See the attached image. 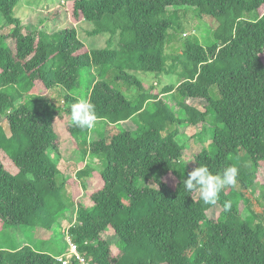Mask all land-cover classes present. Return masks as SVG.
I'll return each instance as SVG.
<instances>
[{"label": "trees", "instance_id": "1", "mask_svg": "<svg viewBox=\"0 0 264 264\" xmlns=\"http://www.w3.org/2000/svg\"><path fill=\"white\" fill-rule=\"evenodd\" d=\"M20 1L0 0L6 21L15 25L0 34V117L10 130L0 125L2 222L51 230L74 204L64 185L80 184L73 177L57 181L62 172L52 154L60 155L61 137L50 116L56 105L43 104L42 94H30V102L41 105L18 100L26 92L62 89L70 114L80 100L70 91L80 85L83 68L105 73L112 67L110 80L136 86L139 94L129 98L107 80H97L87 99L105 125L102 137L89 141L93 128L67 125L82 152L103 163L100 171L80 172L93 204L77 203L76 221L68 229L79 250L90 264H264V197L253 198L252 189L264 166V0H74V21L92 23L91 36L109 35L105 47L94 49L73 23L54 33L24 31L14 16ZM180 6L196 7L218 26L211 45L189 38L171 57L169 30L174 25L181 30L182 24L170 8ZM9 38L13 43L4 46ZM133 72L176 74L180 81L159 92ZM170 91L180 113L163 97ZM126 122L134 128L118 127ZM186 124L200 127L199 135L212 134V150L204 144L191 167L182 159L186 145L179 139ZM199 164L214 174L229 165L239 170L238 183L225 187L215 205L183 186ZM170 175L177 179L174 185L166 180ZM218 206L219 215L210 217ZM103 234L117 236L116 253ZM58 256L31 245L0 248V264H62Z\"/></svg>", "mask_w": 264, "mask_h": 264}, {"label": "rangeland", "instance_id": "2", "mask_svg": "<svg viewBox=\"0 0 264 264\" xmlns=\"http://www.w3.org/2000/svg\"><path fill=\"white\" fill-rule=\"evenodd\" d=\"M73 1L74 0H21L14 8V16L23 24V27L25 28L24 31L29 28L31 30H46L47 32L54 33L69 27L70 23H73L78 30L80 39L88 46V48L94 49L105 47L107 39L109 38L108 34L103 33L91 36L88 32L93 28L92 23L85 20L79 22L74 21L72 16ZM170 11H178L180 22L182 24L181 30L175 28L177 25H174V27L169 30L166 51L171 57L180 53L186 39L190 38L191 40H198L205 45H211L215 41V30L218 26L216 19L207 15L200 16L199 9L191 6L171 7ZM250 16L255 17L254 14ZM14 27L15 25L9 24L3 13L0 11V34H9L13 31ZM10 43H13V40L9 38L3 42V45L10 46ZM262 58L264 59V55ZM172 61V58H170L169 63ZM178 67L180 70L182 69L180 64ZM110 69L112 71L109 70L103 73L99 67H84L81 72L82 77L80 85L70 91V94L78 97L80 100L87 99L94 83L97 80L103 79L122 90L127 97L135 98L139 94L138 88L136 86H128L123 81H112L114 80L115 72L112 67ZM133 73L143 82L154 85L159 92H161L166 86H177L180 81L176 74L163 75L161 78H158L151 72ZM110 77H112V80H110ZM30 94L35 96L42 94V96L44 95L43 99H41L43 104H47L48 102L56 105V111L51 112L50 116L56 124V128L61 137L60 155L57 156L55 153L52 154L53 161L62 172L57 178L58 183L64 181L66 178L68 179V177H73L74 181L76 180L80 182V184L70 185L67 183L64 185L63 192L71 198L70 200L74 202V204L71 209L60 214L57 222L51 230L39 226H8L0 219V248L19 249L25 245H31L36 250L48 252L51 255L57 256L60 255L61 252H63L62 254L69 252L67 251V238L69 236L68 229L76 221L77 203L81 202L88 207L93 204L90 196L84 189L83 183H86L87 177L81 175L80 172L85 168H96L100 171L103 163L91 154H84L69 135L67 125L72 121L70 114L65 112L67 106V104L63 102L66 95L65 91L57 88L50 90L45 94L38 91H30L26 92L24 97L18 101H26L32 105H34V103L35 105H39L40 103L37 104V101L30 102L33 98ZM163 97L168 100V104L173 109L180 113L178 105L175 102L176 98L174 97L173 91L166 93ZM177 98H179L178 95ZM191 103L197 106H203V103H201L200 100H192ZM0 125H2L9 134V125L5 117H0ZM118 127L120 129L124 127L132 129L134 128V124L126 122L124 125L122 124ZM200 129V127L191 126L189 124L180 127L179 139L186 145L185 154L182 159L184 163L190 167L194 164V156L202 149L204 144L209 150H212V147L209 146L212 142L211 132L209 134L210 136L203 134L199 135L201 132ZM104 130L105 125L98 122L89 135V141L100 139L102 137L100 133ZM166 180L172 185L177 181L176 177L171 175L168 176ZM142 183V181L139 182L140 185ZM149 184L154 185L152 181H150ZM143 185H145V183H143L142 186ZM252 189L254 194L253 198L258 197L262 199L264 197V166L260 168L256 185ZM196 196H199L198 192ZM240 205L242 206V203H240ZM261 210L264 211L263 205ZM220 211L221 207H215L209 211V215L212 218H216ZM243 215H245V212H243ZM103 237L110 240L113 250L116 253L117 249L115 248V245L117 242V236L113 234H103Z\"/></svg>", "mask_w": 264, "mask_h": 264}, {"label": "clouds", "instance_id": "3", "mask_svg": "<svg viewBox=\"0 0 264 264\" xmlns=\"http://www.w3.org/2000/svg\"><path fill=\"white\" fill-rule=\"evenodd\" d=\"M71 121L74 126L82 129H91L96 126L98 116L95 105L88 99L79 100L71 105ZM239 170L235 166H226L220 173H212L208 166L199 164L188 173L183 180V186L189 193L198 192L199 198L207 205H215L219 200V194L227 186H235L238 183ZM224 211L231 210V203L226 201Z\"/></svg>", "mask_w": 264, "mask_h": 264}, {"label": "built area", "instance_id": "4", "mask_svg": "<svg viewBox=\"0 0 264 264\" xmlns=\"http://www.w3.org/2000/svg\"><path fill=\"white\" fill-rule=\"evenodd\" d=\"M69 235V234H68ZM68 242V253L61 254L57 257V260L62 264H90L89 259L83 254L76 242L69 235L67 238Z\"/></svg>", "mask_w": 264, "mask_h": 264}, {"label": "crops", "instance_id": "5", "mask_svg": "<svg viewBox=\"0 0 264 264\" xmlns=\"http://www.w3.org/2000/svg\"><path fill=\"white\" fill-rule=\"evenodd\" d=\"M148 84V83H147ZM63 252H61V254H62Z\"/></svg>", "mask_w": 264, "mask_h": 264}]
</instances>
